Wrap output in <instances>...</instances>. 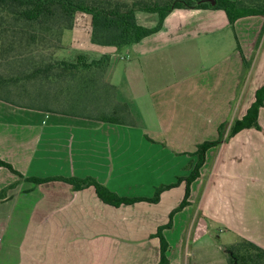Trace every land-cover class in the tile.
Segmentation results:
<instances>
[{
	"label": "crops",
	"instance_id": "0c3cea01",
	"mask_svg": "<svg viewBox=\"0 0 264 264\" xmlns=\"http://www.w3.org/2000/svg\"><path fill=\"white\" fill-rule=\"evenodd\" d=\"M83 15L78 13L73 29L63 35L62 49L66 37L78 46L66 61L109 55L106 81L115 87L117 101L129 107L134 125L0 101V161L24 178L92 177L121 197L152 198L137 194L158 188L153 178L162 160L178 162L173 184L187 178L197 162V146L219 140L209 129L241 120L255 102L264 86V16L242 18L231 26L222 10H175L158 33L118 53L92 43V22L84 29L77 24ZM137 19L148 28L157 23L155 15L139 13ZM263 113L264 107L260 125ZM214 151L206 154L187 205L177 214L184 219L174 246L169 244V264H229L226 248L241 239L264 249V202L256 200L264 199V187H233L235 217L228 221L222 213L229 200L220 190L226 167L244 158L247 163L251 155L217 156ZM206 178L208 188L203 186ZM4 190L0 264H158L160 240L155 235L181 204H169L163 216L158 212L161 200L114 208L93 188L76 192L60 182L35 185L0 167V193ZM215 224L223 227L219 234L229 233L225 245L214 240ZM176 230L174 223L164 232L167 241L166 235Z\"/></svg>",
	"mask_w": 264,
	"mask_h": 264
},
{
	"label": "trees",
	"instance_id": "16d2710c",
	"mask_svg": "<svg viewBox=\"0 0 264 264\" xmlns=\"http://www.w3.org/2000/svg\"><path fill=\"white\" fill-rule=\"evenodd\" d=\"M175 10H222L233 26L242 18L264 16V0H0V101L22 109L133 126L129 107L117 101L115 87L106 81L109 55L91 62L59 60L54 55L62 49L63 35L73 29L78 13L92 18L93 44L111 47L120 53L158 33ZM139 13L157 16L156 25L141 26L137 19ZM48 51H51L50 58L45 56ZM263 107L264 86L256 92L255 102L246 115L233 123L230 136L246 129L260 130L259 114ZM226 127V124L219 127V141L198 146L193 154L197 162L190 176L156 188L152 198L121 197L92 177L24 178L1 161L0 167L9 169L19 180L35 185L60 182L76 192L93 188L104 204L114 208L141 202L157 204L163 192L183 181L187 184V200L191 184L200 176L207 151L222 143ZM5 192L0 193V200ZM172 227L171 221L155 235L160 240L158 264H169V244L163 231ZM226 255L229 264H264V249L247 239L226 248Z\"/></svg>",
	"mask_w": 264,
	"mask_h": 264
},
{
	"label": "rangeland",
	"instance_id": "374dc122",
	"mask_svg": "<svg viewBox=\"0 0 264 264\" xmlns=\"http://www.w3.org/2000/svg\"><path fill=\"white\" fill-rule=\"evenodd\" d=\"M77 24L80 28L84 29L85 27H88L91 25L92 18L90 15L84 14L83 17H81ZM84 18V19H83ZM70 34V33H68ZM68 36V35H66ZM65 41V46L66 48L62 49V51L58 54V51L55 53L54 58L55 59H65V60H70L72 59L73 55H75L76 50H78V46L76 43H70V39L68 40V37H66ZM63 39V38H62ZM83 40V36H82ZM69 42V43H68ZM83 45V43H81ZM51 51H48L45 56L46 58H50L49 54ZM238 117V113H235V117ZM262 121L260 125V130L251 129L249 131H246V133L239 135V138L241 140L233 141L231 142V139L235 136H230V130L233 125V123L229 126L228 123H225L228 125L226 127V134L224 139L222 140V144H219L218 146L214 147L215 151L213 154L219 155L224 152H227L228 155L236 154V155H251V161L247 162L245 161V158L243 161H238L237 166H234L232 164H229L228 168L226 167L225 170V175L223 177V183L220 185L221 191L223 192L221 195H225V197L229 198L227 202L224 204V208L222 213L223 216L226 217V219L232 220L235 217V209L233 205V199H232V193L231 190H233V187L235 186H243V185H251L255 186L258 190L259 187H264V113L262 116ZM220 127V126H219ZM218 130L217 129H209V133H212L213 136L218 137ZM219 141V140H218ZM204 144V143H203ZM202 145V144H200ZM199 146V145H198ZM197 146V149H198ZM162 148H166V146L161 145ZM192 149L195 148L196 146H191ZM167 149V148H166ZM213 149V148H212ZM211 150V149H210ZM209 150L207 151V153ZM253 155V156H252ZM245 161V162H244ZM161 169L158 172V174L153 178L154 181H156L157 187L163 186V185H171L175 181V175L178 173V162L173 161V160H168L164 159L161 161ZM249 167H248V166ZM24 180V179H22ZM206 181V184L204 183ZM208 179H204L203 181V186L206 187L208 185ZM210 185L207 186V188ZM186 188L187 184L185 183L182 187L180 184L176 186L175 188H172L168 191H165L162 193L160 200L161 204L158 209V212H160V216L165 215V212H168V205L175 203V202H180L181 204L184 203L185 201H188L189 199L186 200ZM204 188V187H203ZM139 194L137 195H150L151 197L154 196L155 189L154 190H148L142 189L141 192H138ZM259 196V194H257ZM256 196V197H257ZM261 202H264V199H258ZM255 200V201H256ZM160 202V201H159ZM180 204V205H181ZM17 212H20V209L16 210ZM174 212V211H173ZM182 210L178 211L175 213L173 216L171 214L166 216V224H169L172 221V224L177 223V230L173 231L169 234L166 235L168 237V244L171 246H174L176 239L178 238L180 231H181V223L183 222L184 216L177 215L181 213ZM172 217V218H171ZM162 225V226H165ZM161 226V227H162ZM223 228L220 225L215 224L214 226V240L217 243L218 246L220 245H225L226 241L228 240L229 233L225 234H219V230ZM169 231L168 229L163 231L164 232ZM165 237V236H164ZM166 239V238H165ZM118 249V248H116ZM115 258V257H114Z\"/></svg>",
	"mask_w": 264,
	"mask_h": 264
},
{
	"label": "water",
	"instance_id": "95a60500",
	"mask_svg": "<svg viewBox=\"0 0 264 264\" xmlns=\"http://www.w3.org/2000/svg\"><path fill=\"white\" fill-rule=\"evenodd\" d=\"M213 4H215V3L213 2Z\"/></svg>",
	"mask_w": 264,
	"mask_h": 264
}]
</instances>
